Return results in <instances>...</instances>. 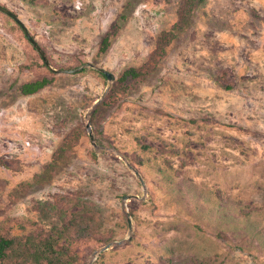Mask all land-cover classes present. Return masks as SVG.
Wrapping results in <instances>:
<instances>
[{
	"label": "rangeland",
	"instance_id": "374dc122",
	"mask_svg": "<svg viewBox=\"0 0 264 264\" xmlns=\"http://www.w3.org/2000/svg\"><path fill=\"white\" fill-rule=\"evenodd\" d=\"M0 6V264H264V0Z\"/></svg>",
	"mask_w": 264,
	"mask_h": 264
},
{
	"label": "water",
	"instance_id": "95a60500",
	"mask_svg": "<svg viewBox=\"0 0 264 264\" xmlns=\"http://www.w3.org/2000/svg\"><path fill=\"white\" fill-rule=\"evenodd\" d=\"M0 11L3 12V13H5V14H7V15H9V16L12 17L17 23L20 24V21L18 20V18H17L12 12H10L9 10H7V9H5V8H3V7L0 6ZM20 25H21V24H20ZM21 26H22V25H21ZM22 28H23V30H24L26 36H27L28 39L30 40V42L33 44L34 47H36L38 53L41 55V57H42L43 59H45V56H44L43 52L37 47V45L34 43V41L30 38L29 34L27 33V30H26L23 26H22ZM45 61H46V59H45ZM46 63H47V65H48V62H47V61H46ZM84 67H92V68H94L91 64H86V65H84V66H82V67H80V68H78V69L70 70V71H62V72H65V73H68V74H73V73H77V72L81 71L82 69H84ZM97 70H98L99 72H101V73L106 77V79H107L108 81L111 82V81L114 80V75H112L111 73H108L107 71H105V70H103V69H97ZM99 102H100V100H99L96 104H98ZM87 129H88V132H89V139H90V141H91V144H92L95 148H97V145H96L95 142H94V135H93V133H92V130H91V127H90L89 124L87 125ZM129 168H130L131 170L134 171L135 176H136V177L138 178V180L140 181L142 187H144L145 184H144V180H143V178L141 177V175H140L137 171H135L131 166H129ZM130 199H138V196H136V195H124V196L122 197V201H123L124 203L127 202V201L130 200ZM142 200H144V199H142ZM127 223H128L129 234H131L132 231H133V223H132V220H131V217H130L129 214H127ZM128 240H131V236H129ZM121 243H122V242H118V244H121ZM111 246H112V243L106 245L105 247H103V248L101 249L100 252H104V251L108 250ZM97 255H98V253L95 254V257H96Z\"/></svg>",
	"mask_w": 264,
	"mask_h": 264
},
{
	"label": "trees",
	"instance_id": "16d2710c",
	"mask_svg": "<svg viewBox=\"0 0 264 264\" xmlns=\"http://www.w3.org/2000/svg\"><path fill=\"white\" fill-rule=\"evenodd\" d=\"M109 45H110L109 36H106L101 42L100 51L105 52L109 48ZM129 73L133 74L134 76H136L137 74L136 71L134 70H131L127 72L126 74H129ZM48 84H49V80L46 78L35 80L32 82H27L20 87V91L25 96L33 95L39 92L41 89H43ZM14 244H15V241L13 239L5 238L2 235V232L0 229V260L1 261L7 258L8 252L10 250L14 249Z\"/></svg>",
	"mask_w": 264,
	"mask_h": 264
}]
</instances>
